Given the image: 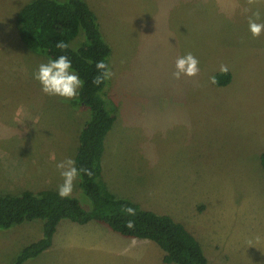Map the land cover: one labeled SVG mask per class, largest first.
Here are the masks:
<instances>
[{"label":"rangeland","instance_id":"obj_1","mask_svg":"<svg viewBox=\"0 0 264 264\" xmlns=\"http://www.w3.org/2000/svg\"><path fill=\"white\" fill-rule=\"evenodd\" d=\"M29 1L0 0V194L57 190L55 165L74 159L89 115L77 98L43 94L33 78L49 59L17 29ZM86 1L111 47L115 120L102 155L111 191L183 223L210 264H264V33L252 37L244 11L259 9L264 22V0H240L239 9L231 0ZM189 52L199 73L174 79L176 59ZM222 64L232 79L213 85ZM72 194L91 207L77 180ZM66 222L52 246L22 264H172L152 241L108 236L99 245ZM41 236L40 220L0 228V264Z\"/></svg>","mask_w":264,"mask_h":264},{"label":"trees","instance_id":"obj_2","mask_svg":"<svg viewBox=\"0 0 264 264\" xmlns=\"http://www.w3.org/2000/svg\"><path fill=\"white\" fill-rule=\"evenodd\" d=\"M16 26L28 48L48 59L67 55L72 62V70L85 81L76 102L85 107L89 115L80 129L74 159L77 168H87L92 175L81 173L77 179L79 191L91 202L89 209L83 207L77 196L72 194L62 199L57 190L50 188L0 194V228L8 229L32 220L42 223V236L24 246L13 264H22L49 248L62 220L79 224L94 221L124 237L152 241L163 251L165 263L210 264L200 242L183 223L169 214L144 208L139 202L116 195L105 180L104 140L115 120V109L107 96L109 82L97 86L92 79L97 75V61L104 60L110 66L111 47L101 32L98 16L88 2L31 0L18 12ZM79 33L83 40L73 48L70 42ZM58 41L68 43L69 48L66 51L58 49ZM213 75L218 80L216 86H226L232 79L230 70L226 74L216 71ZM260 157L264 168V152ZM125 206L135 208L136 215L124 214L121 210ZM129 220L134 221V228L125 226Z\"/></svg>","mask_w":264,"mask_h":264},{"label":"clouds","instance_id":"obj_3","mask_svg":"<svg viewBox=\"0 0 264 264\" xmlns=\"http://www.w3.org/2000/svg\"><path fill=\"white\" fill-rule=\"evenodd\" d=\"M258 0H247L249 6L256 5ZM245 12H252L248 18L249 31L253 38H259L264 33V22L260 20V11H252L251 7L245 8ZM56 47L62 51L69 48L68 43L58 41ZM97 75L93 77L92 83L94 85H101L105 81L112 79L114 73L110 66L104 61L100 60L95 63ZM72 62L67 55H60L58 58L49 59L47 63H41L38 70L33 73V78L41 85V91L47 96H56L63 98L64 101L75 99L79 96V90L84 87L85 81L82 80L79 74L72 70ZM199 60L192 53H187L184 56L178 57L175 61V70L172 73L174 79H181L182 76L194 77L199 73ZM221 73H227L229 68L222 64L219 68ZM210 83L215 85L218 80L215 75L210 77ZM63 178V183L57 186V192L60 198L65 199L72 196L76 180L81 173L91 176V170L80 167L77 168L76 160L72 157H67L55 165ZM124 214L135 216L136 210L131 206H125L121 210ZM127 228H134L133 220H129L125 225ZM254 245L249 242V246Z\"/></svg>","mask_w":264,"mask_h":264},{"label":"crops","instance_id":"obj_4","mask_svg":"<svg viewBox=\"0 0 264 264\" xmlns=\"http://www.w3.org/2000/svg\"><path fill=\"white\" fill-rule=\"evenodd\" d=\"M226 2V4L229 6V2H228V0H226L225 1ZM224 2V3H225ZM231 2L235 5H233L232 6V8H235V9H239L240 8V0H231ZM223 3V4H224ZM231 73H232V71H231ZM103 170H104V168H103ZM104 172V171H103ZM106 180V179H105ZM106 182H107V184H108V181L106 180ZM108 186H109V184H108ZM110 188V187H109ZM136 202H138V201H136ZM167 214V213H166ZM171 216V215H170ZM72 222V221H70V220H62L59 224H58V226H60V224L62 223V222ZM66 222V223H67ZM73 223H76V222H73ZM77 225L79 224V223H76ZM58 226H57V229H56V231H55V234H56V232L58 231ZM78 227H80L79 229H80V232H82V231H85L86 230V228L88 229V231L92 234V236H93V238H92V243H94V242H98V244L99 245H101L102 243V240H101V238L102 237H108V236H115V238L116 237H122V238H125V239H127L128 237H124V236H122V235H120V234H118V233H116V232H114V231H112V230H110L109 228H107V227H105L104 225H102V224H99V223H96V222H94V221H90V222H87V223H84V224H79L78 225ZM54 234V235H55ZM86 237H87V235H86ZM53 238H54V236H53ZM78 238V237H77ZM128 239H134V238H128ZM149 241V240H148ZM52 243H53V240H52ZM51 246H52V244H51ZM102 248V247H101ZM82 251V250H81ZM80 254H82V252L80 253ZM82 259V257L81 258H79V260H81Z\"/></svg>","mask_w":264,"mask_h":264}]
</instances>
